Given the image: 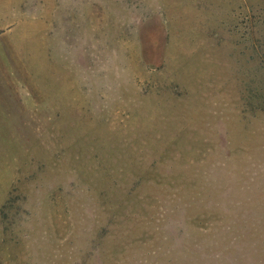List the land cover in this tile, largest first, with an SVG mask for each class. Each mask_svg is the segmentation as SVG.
I'll return each instance as SVG.
<instances>
[{
  "label": "rangeland",
  "instance_id": "374dc122",
  "mask_svg": "<svg viewBox=\"0 0 264 264\" xmlns=\"http://www.w3.org/2000/svg\"><path fill=\"white\" fill-rule=\"evenodd\" d=\"M0 264H264V0H0Z\"/></svg>",
  "mask_w": 264,
  "mask_h": 264
}]
</instances>
